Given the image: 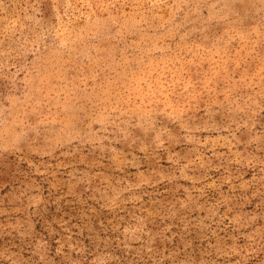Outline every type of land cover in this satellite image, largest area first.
<instances>
[{
	"label": "rangeland",
	"instance_id": "obj_1",
	"mask_svg": "<svg viewBox=\"0 0 264 264\" xmlns=\"http://www.w3.org/2000/svg\"><path fill=\"white\" fill-rule=\"evenodd\" d=\"M0 264H264V0H0Z\"/></svg>",
	"mask_w": 264,
	"mask_h": 264
}]
</instances>
